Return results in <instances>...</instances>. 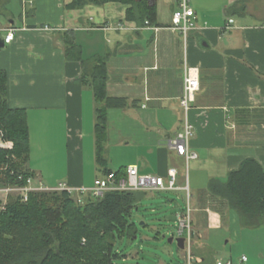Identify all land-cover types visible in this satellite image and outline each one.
<instances>
[{"label": "crops", "instance_id": "0c3cea01", "mask_svg": "<svg viewBox=\"0 0 264 264\" xmlns=\"http://www.w3.org/2000/svg\"><path fill=\"white\" fill-rule=\"evenodd\" d=\"M71 1L0 0V28H15L0 48L6 101L26 111L35 183L88 189L104 176L94 156L93 94L80 62L65 58L60 33L70 30L84 59L109 53L107 94L125 100L106 111L107 167L121 175L130 165L159 175L174 167L177 185L185 186L142 197L175 192L184 199L183 207L165 201L176 224L178 215L189 217V227L176 232L184 239V262L176 264H186L187 253L192 264H264V227H242L227 201L208 190L245 158L264 168V0H189L195 26L187 35L172 25L179 0H148L159 26L127 19L122 2L69 8ZM189 66L197 69L199 89L185 110ZM186 123L194 158L168 144Z\"/></svg>", "mask_w": 264, "mask_h": 264}, {"label": "trees", "instance_id": "16d2710c", "mask_svg": "<svg viewBox=\"0 0 264 264\" xmlns=\"http://www.w3.org/2000/svg\"><path fill=\"white\" fill-rule=\"evenodd\" d=\"M128 4L126 18L139 26H159L154 3L148 0H72L69 8L107 2ZM147 22V23H146ZM65 58L81 64V79L93 94L94 156L103 175L111 172L105 157L106 111L122 106L124 99L106 91L109 53L84 59L72 31L60 33ZM7 73L0 68V129L11 148L0 147V186H23L34 179L29 169V128L23 108L6 101ZM121 175L122 171H116ZM211 194L223 198L244 228L264 227V168L258 160L245 158L229 171L225 182L211 180ZM146 191L107 190L101 196L86 193L80 203L67 191H29L25 201L9 195L0 208V264H117L124 254L115 249L117 238L133 237L132 219L137 202Z\"/></svg>", "mask_w": 264, "mask_h": 264}, {"label": "built area", "instance_id": "2783aa9c", "mask_svg": "<svg viewBox=\"0 0 264 264\" xmlns=\"http://www.w3.org/2000/svg\"><path fill=\"white\" fill-rule=\"evenodd\" d=\"M147 23V22H146ZM172 25L175 29L179 30L183 35H187L190 30L195 26V15L193 9L189 5V0H179L178 8L172 14ZM0 32L5 33L3 37L4 43H9L15 33V28H0ZM199 89L198 73L197 69L193 67H186L183 71V93L180 98V103L185 110L189 108L190 102L193 101L195 92ZM192 133L191 125L185 124L184 131L177 133V135L169 139V147L173 149L178 155L185 156L186 158L196 157L195 152L188 150L189 137ZM0 147L11 148L12 143L4 138L3 132L0 129ZM178 172L174 167H169L165 175L153 174V173H140L136 165H130L126 168L124 175H117L114 171H111L103 177L96 178L93 185L86 188H71L65 183H58L54 187H45L39 182L37 187L31 186L33 179L28 178L26 184L23 186H0V193L5 192V196L0 195V208H3L10 191L20 190L24 192V196H19L25 201L29 191L34 190H56L67 191L70 195L72 192H76V202L82 201V196L86 193H90L92 196H101L107 190H129V191H150V190H175L185 189V186L179 187L177 185ZM16 187V188H13ZM19 188V189H17ZM189 209L187 208V211ZM178 232L182 229L189 227V217L187 215H178ZM187 263L192 264V257L190 253H187ZM242 260L246 257L242 256ZM217 264H221L218 262ZM227 264H231L228 262Z\"/></svg>", "mask_w": 264, "mask_h": 264}, {"label": "rangeland", "instance_id": "374dc122", "mask_svg": "<svg viewBox=\"0 0 264 264\" xmlns=\"http://www.w3.org/2000/svg\"><path fill=\"white\" fill-rule=\"evenodd\" d=\"M38 184L39 181L35 183L33 179L31 186L37 187ZM150 192L147 194L149 197H151ZM19 193L21 196L25 194L16 190L10 191L9 195L17 196ZM0 195L4 197L5 192L0 193ZM71 196L76 197L77 193L72 192ZM168 198L174 199L177 207H183L185 204L184 199L175 192H165L161 198L160 196H153L150 200L144 197L137 202V209H134L132 213V219L137 228L136 234L133 237L125 235L117 238L115 249L124 254L123 258L117 260V264H176L177 262H184L182 249H179L176 242L168 241L172 234L177 237L178 229L173 207H167L165 202L169 200ZM161 199L166 203L165 205L160 203ZM164 216L167 219L161 221L160 219H163Z\"/></svg>", "mask_w": 264, "mask_h": 264}, {"label": "water", "instance_id": "95a60500", "mask_svg": "<svg viewBox=\"0 0 264 264\" xmlns=\"http://www.w3.org/2000/svg\"><path fill=\"white\" fill-rule=\"evenodd\" d=\"M3 46H4V41L0 37V48L3 47ZM168 241L169 242L174 241V242H176L178 247L183 248V241H184L183 237H179V236L173 237V236H171V237L168 238Z\"/></svg>", "mask_w": 264, "mask_h": 264}]
</instances>
